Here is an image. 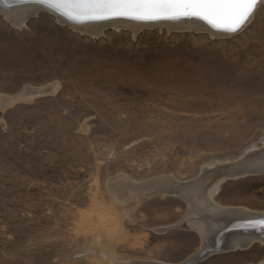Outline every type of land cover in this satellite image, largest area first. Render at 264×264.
<instances>
[{"label": "rangeland", "instance_id": "374dc122", "mask_svg": "<svg viewBox=\"0 0 264 264\" xmlns=\"http://www.w3.org/2000/svg\"><path fill=\"white\" fill-rule=\"evenodd\" d=\"M102 28L46 9L16 25L0 11V264L183 261L198 232L156 230L188 212L172 182L209 180L264 147V2L233 34ZM214 200L264 211V171L224 179ZM263 259L256 242L194 264Z\"/></svg>", "mask_w": 264, "mask_h": 264}, {"label": "bare ground", "instance_id": "6f19581e", "mask_svg": "<svg viewBox=\"0 0 264 264\" xmlns=\"http://www.w3.org/2000/svg\"><path fill=\"white\" fill-rule=\"evenodd\" d=\"M2 1H0L1 13L7 20L16 25H21L34 13H37L40 9H46L55 14L59 21L66 22L73 28L86 29L92 34H97L101 32V29H103L102 27L105 24L115 25L116 27L129 26L134 28L142 26H151L157 23H167L168 25L177 27L183 26L184 24H187L188 26L189 24V26H191L192 28L194 27L196 29L203 30L206 29L210 31L212 35H225L230 33L233 34V32L215 29L209 24H207L205 21L197 18L183 17L178 19H159L151 21H141L131 18H110L105 20L86 21L81 23L69 20L64 16H61L59 13L52 11L44 7L43 5H40L35 2H19L18 4L5 5ZM263 2L264 0H260V2L257 4L256 10L258 9V7H260ZM19 5H24V7L15 8ZM12 6H15V9H8V7ZM256 10L254 11L250 19L244 24V27L254 18ZM244 27L242 26V29H244ZM45 92V90L36 89L34 91V94H36L37 96H41ZM34 94L32 92V95ZM23 98V95H16L10 98H1V101L2 105H6L14 101L21 100ZM262 145H264V143ZM259 151H261L260 153H262V156H258ZM246 155H248V157L244 160L245 162H243V164L239 167L235 166V160L230 161V159H227V161L224 160L225 162L223 160L222 163L219 162V165L221 167H219V170H217L216 175L213 174L209 180L207 179L208 177H199V179L189 180L188 182L186 181L182 184L172 182V187L169 188L171 189V194L177 193L178 195H175L187 200L189 204V209L187 214L177 223L168 226H162L160 228H157L156 230L162 232L165 231L166 228H170L171 226H173L186 229L188 228L197 231L202 239L200 248L190 256L186 257L183 261H180L178 263L148 261V263L144 262V264H194V262H199L204 259L200 258L207 249L215 248L217 245L219 246L222 242L224 243V245L220 246L222 248H225L227 246L226 248H228V250L225 251L234 250L237 248H247L256 242L264 243V225H260L257 223L258 221L264 220V211H252L245 207L222 206L214 200V196L217 194L218 187L224 179L244 175L249 172L251 173L256 171H264V147L263 149H257L256 146H252V149L249 150ZM241 157L243 158L245 157V155ZM224 164L229 165L224 166ZM162 183L165 184H157V191H168L169 189L167 182L165 181ZM152 187L154 188V186H151L149 189H152ZM253 223H256L257 226L251 227L250 225ZM216 237V242H214L213 240ZM221 237H224V240L221 239ZM109 257L111 259L112 264H135L139 262V260L137 259H119L113 257L112 255ZM258 264H264V259L261 260Z\"/></svg>", "mask_w": 264, "mask_h": 264}, {"label": "snow or ice", "instance_id": "6c2138e0", "mask_svg": "<svg viewBox=\"0 0 264 264\" xmlns=\"http://www.w3.org/2000/svg\"><path fill=\"white\" fill-rule=\"evenodd\" d=\"M7 3V0H4ZM77 22L127 17L151 21L197 18L211 27L235 32L253 15L260 0H34ZM264 225V220L257 222ZM251 227H256L253 223Z\"/></svg>", "mask_w": 264, "mask_h": 264}, {"label": "water", "instance_id": "95a60500", "mask_svg": "<svg viewBox=\"0 0 264 264\" xmlns=\"http://www.w3.org/2000/svg\"><path fill=\"white\" fill-rule=\"evenodd\" d=\"M0 1H2V0H0ZM5 5H12V4H18L19 2H34V0H13V1H10V0H7V3H5L4 2V0L2 1ZM114 18H127V17H114ZM183 18V17H182ZM141 21H143V20H141ZM216 239H217V237L216 238H214V242H216ZM221 239H223L224 240V237H221ZM217 245V244H216ZM215 245V246H216ZM221 246L222 245H224V243L222 242L221 244H220ZM216 246L215 248H209V249H207L203 254H202V257L200 258V259H202V258H205V257H208L209 255H211V254H213V253H217V252H221V251H225V250H228V248H222L221 246ZM222 248V249H221ZM194 263H196V262H194Z\"/></svg>", "mask_w": 264, "mask_h": 264}]
</instances>
